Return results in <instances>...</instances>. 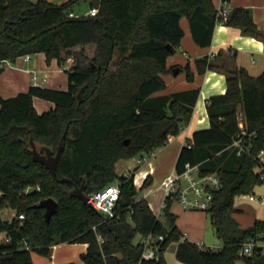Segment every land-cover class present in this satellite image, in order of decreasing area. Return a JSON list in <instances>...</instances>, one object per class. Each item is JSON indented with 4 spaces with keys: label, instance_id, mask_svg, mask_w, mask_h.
<instances>
[{
    "label": "trees",
    "instance_id": "trees-1",
    "mask_svg": "<svg viewBox=\"0 0 264 264\" xmlns=\"http://www.w3.org/2000/svg\"><path fill=\"white\" fill-rule=\"evenodd\" d=\"M77 1L0 0V61L44 53L47 63L55 59L62 66L73 57L65 70L67 90L31 85L15 96H0V264H33V252L51 256L61 243H87L81 255L87 264H168L165 251L175 240L176 257L185 264H264V252L239 255L246 242H264V219L243 228L233 217L236 198L263 185L264 161L259 155L264 150V73L254 77L243 68L231 69L223 52L214 61L197 60L199 73H226L227 91L207 100L211 128L193 134L188 141L192 146L181 149L175 169L199 163L203 173L215 172L222 178L224 186L215 192L208 211L221 248L182 240L177 215L171 211L173 201L167 200L164 219L159 218L148 200L138 197L134 174L120 176L116 168L121 159L165 146L191 122L199 89L158 93L167 85L163 75L171 70L168 58L184 37L183 17L194 41L211 46L219 20L214 1L89 0L91 8H99L97 15L71 17L69 8ZM230 13L225 24L264 40L249 8ZM186 69L193 80L194 72L189 65ZM35 97L54 107L39 113ZM68 125L54 177L33 160L31 138L39 152L51 149L55 154ZM243 130L253 136L243 135L246 147L238 154L233 142ZM117 180L123 186L115 218L104 220L91 204L72 195L76 186L85 185L89 196ZM152 182L147 176L141 188ZM49 197L59 205L47 221L45 209L35 205ZM6 208L16 212L11 222L2 218ZM20 213L25 220L18 218ZM151 233L162 234L165 240L155 260L141 261L144 247L135 244V237Z\"/></svg>",
    "mask_w": 264,
    "mask_h": 264
},
{
    "label": "crops",
    "instance_id": "crops-1",
    "mask_svg": "<svg viewBox=\"0 0 264 264\" xmlns=\"http://www.w3.org/2000/svg\"><path fill=\"white\" fill-rule=\"evenodd\" d=\"M48 1L54 4H63L68 0ZM213 1L217 10L221 9L222 7H226L230 11L235 8H249L252 11L256 25L264 33V0H229L227 2H223L222 0ZM184 18L187 20V22L184 20ZM181 25L182 28H184V37L181 41V45H179L178 47L184 48L183 53L182 56L174 53L168 58L169 61H167V67L171 70L163 75V78L167 84L166 90L164 92H159L158 95L173 94L175 92L191 89H199L200 95L194 106L195 111L191 122L188 125L184 126L181 132L176 137H174L172 141L166 143L165 147H168L167 145H169V143L170 145H173L168 150V153L174 154L175 156H177V159L181 149L187 144V142L192 138L193 134L196 131L211 128V123L207 111V100L212 96L225 94L227 91L226 73L219 70H207L205 73H199L197 66L198 59L209 57L211 61H214L217 60L216 58L218 54L220 52H223L224 59L227 62L228 67H230L231 69L243 68L251 76L254 77H258L264 73V40L244 34L243 30L239 27L218 23L214 28L215 30L211 46L203 47L198 45L194 41L190 29V24L186 17H183L181 19ZM187 52H192L191 54L193 55H190L189 57ZM36 56L38 57L36 58ZM19 59H23L21 61V66L11 68L8 67V64H6V66H4V71L0 73V96L4 98L15 96L20 92H24L30 89L31 85L33 84L32 77L34 71L37 75L39 73L43 74L44 78L42 77V79L39 80L43 85H46V87L47 85L52 86V84H54L53 80L50 79V73L58 74L62 72L60 65L55 59H53L50 63H47L46 56L44 53L33 54L30 56V60L28 61H26L23 57H19ZM177 65L180 66V71H183V68L189 65L191 71L194 72L195 78L193 80H189L186 76L180 81L176 80L174 76H171V78L167 77L170 74H178L175 73L173 70L174 67H176ZM49 79L52 83L47 84L49 83ZM38 98L40 97L34 98V104H36L35 107L37 111L39 113H43L41 111L42 109H38ZM40 103L42 104V102ZM53 107L54 104L51 108ZM162 148L163 147L155 150L152 156L155 157L157 151L161 150ZM153 159L155 158L152 157L147 161V166H138L137 168H135L137 169L135 173L139 174V181H142L143 179L146 180L147 176L150 175L152 180L155 182L157 168H155L153 164ZM176 163L177 160L175 162V165H173L171 168L163 170V172L161 173L162 175L159 176L160 182L167 174H169L176 168ZM159 184L157 188L159 187ZM160 192L161 196L157 200V205H154L146 197H144L148 200L150 206L152 205V210L155 212V214L159 213V218L163 216L164 210L163 208L161 209V211H159V209L161 208V202L163 200V191L160 190ZM255 193L264 194V185L260 186ZM238 198L241 201L254 202L247 198H242L240 196ZM175 203L176 202L172 203V207ZM257 204L260 206V208H253L254 210L251 211V213L254 214V217L256 218L255 220L264 219V204ZM172 207L171 211L178 217L179 212L173 211ZM179 208L185 210V208H182L180 205ZM235 208L237 211L234 212V218L237 220L235 213L238 211H244L246 207L236 206ZM258 213L260 215H258ZM240 226H242L243 228H247L248 226H251V224L247 226H243L240 224ZM183 234L185 235V232ZM186 234L187 237H183L182 240L186 238L191 241H194L193 239H191V237H189L190 233ZM140 236L141 235H137L135 237V243H138L139 240H141ZM202 238L203 239H200L202 241L194 242H203L204 244L208 245L207 242H210V238L206 234L202 235ZM208 246H211L214 249H219L222 247V243H218L216 245L211 244ZM87 249V243H61L53 247L51 256H45L41 254L35 256L34 253L37 252H33V264H67L71 262L77 264H87L81 258V255L85 253ZM171 264L185 263H182L177 259L175 261H172Z\"/></svg>",
    "mask_w": 264,
    "mask_h": 264
},
{
    "label": "built area",
    "instance_id": "built-area-1",
    "mask_svg": "<svg viewBox=\"0 0 264 264\" xmlns=\"http://www.w3.org/2000/svg\"><path fill=\"white\" fill-rule=\"evenodd\" d=\"M226 2L225 0H222ZM99 11L98 7H92L87 16L97 15ZM230 10L226 7H222L218 10L219 20L218 23L225 24L224 22L227 21L229 17ZM71 17H76L73 13L70 14ZM217 23V24H218ZM31 55L22 56L26 61L30 60ZM10 60H2L0 61V68H4L6 64L9 63ZM73 62V57H70L68 61L61 66L62 70H67L70 68ZM33 84L37 86H43L41 84L38 75L34 72L32 77ZM241 128L243 127V123H240ZM243 135H248L252 138V134H247L246 131H242L241 134H238V138L235 139L233 142V146L238 148V154H240L246 147L243 143ZM188 147L192 146V143L187 142L186 144ZM153 152L150 154H143V159L139 160H148L152 156ZM264 150L259 155L260 159L263 161ZM128 177V175H123ZM134 183L135 186L141 187L145 181H139V174L134 173ZM263 185H264V174L262 175ZM223 180L218 173H203L200 169V165L198 164H191L186 163L184 169L182 171H177L174 169L172 172L167 174L160 183V190L163 191V200L161 202V209L165 208L166 202L168 199L171 201L178 203L182 208L186 210H200V211H209L213 206V201L215 197V192L221 189L223 185ZM123 186V181L117 180L111 185L105 187L102 190L93 192L88 196L89 203L99 211L103 216L104 220H109L118 216L117 206L118 201L121 195V190ZM40 190V187H37ZM29 191V189H27ZM3 192L0 190V197L2 196ZM242 198H247L251 201L264 204V194H244L241 195ZM152 207V205H151ZM157 216L159 213L156 214ZM159 217V216H158ZM18 218L23 221L25 220V214L20 213L18 214ZM95 228V227H94ZM140 235V234H139ZM185 237V235H184ZM104 239L101 235L99 236V241L104 242ZM138 243L135 244H142L143 245V253L141 261H152L158 257V251L160 249L161 243L165 240V236L155 235L153 233L149 234L148 236H140ZM200 247L205 248H212L204 244L203 242H196ZM26 248L29 249V246L26 244ZM264 252V242L260 241H248L246 242L243 247L241 248L239 255L241 257H251L259 253Z\"/></svg>",
    "mask_w": 264,
    "mask_h": 264
},
{
    "label": "rangeland",
    "instance_id": "rangeland-1",
    "mask_svg": "<svg viewBox=\"0 0 264 264\" xmlns=\"http://www.w3.org/2000/svg\"><path fill=\"white\" fill-rule=\"evenodd\" d=\"M90 9H91V4L89 0L88 1L78 0L77 2L74 3V5L71 6V8H69V12H73L77 17H79V16L87 15ZM184 20L187 22L185 18ZM183 49L184 48L182 47H178L176 48L175 53L182 56ZM191 53L192 52H187L189 57L190 55H193ZM88 54L93 55V48L88 49ZM38 56H36V58ZM22 60L23 59H19V58H17L15 61L10 60L8 63V67L16 68L17 66H21ZM179 67L180 66L177 65L176 67H174V69L179 68ZM171 76L172 77L174 76L176 80L181 81L182 78H185L187 76L186 67L183 68V71H179L177 75L170 74L167 77L171 78ZM38 77H40L39 79H42V77L44 78L42 73H39ZM50 79L53 80L54 84H52V86L47 85V87L67 90L68 73L66 71L62 70V72L58 74L50 73ZM50 79H49V83L47 84L52 83L50 82ZM43 86H46V85H43ZM165 90L166 88L162 92H164ZM40 102H42L43 105ZM37 103H38L37 104L38 109H42L41 110L42 112L49 110L53 106V102L46 100V99H42V98H38ZM165 146H163L161 150L157 151L155 157L149 156L150 158L152 157L155 158L153 159V164L155 168H157L155 182L153 181L149 187H145V188L138 187V190H139L138 197L139 198L146 197L154 205L158 204L157 200L161 196L160 194L161 192L159 190V187H160L159 183H161L159 176L162 175L161 173L163 172V170L167 168H171L173 165H175V162L177 160V156H175L172 153H168V150L173 145H170L169 143V145H167L168 147H165ZM143 158L144 157H142V155H136L131 158L119 160L116 163L117 172L119 173L120 176H123L126 174L128 175V177H130L132 174L136 172L137 169L135 168H137L138 166H141V167H144L145 165L147 166V161L150 158L148 160H142L138 163V161ZM158 184H159V187L157 188ZM235 205L238 207L239 206L246 207L244 211H238L235 213L238 222L243 226H247L249 224L253 225L256 218L254 217V214L251 213V211H253L255 208H260V206L255 202L241 201L239 198H236ZM172 210L179 212V216L177 217L176 222L178 224L179 229L183 233L185 232V236L187 235L186 233L188 234L190 233L191 236L189 234V237H191V239H193L194 241H202L200 240V239H203L202 235L206 234L210 238V242H207L208 245H211V244L216 245L218 243H223L216 235L215 227L211 222V217H210L209 212L200 211V210H186V209L183 210L179 208L178 203H175L173 205ZM1 215L5 221L11 222L16 216V212L15 210L11 208H6L5 210L1 212ZM258 215L260 214L258 213ZM233 217H234V213H233ZM161 219H164V217L162 216ZM177 245H178L177 240L172 241L165 251V259L168 262V264H171L172 261H175L178 258L176 257ZM34 255L38 256L39 254L34 253Z\"/></svg>",
    "mask_w": 264,
    "mask_h": 264
},
{
    "label": "water",
    "instance_id": "water-1",
    "mask_svg": "<svg viewBox=\"0 0 264 264\" xmlns=\"http://www.w3.org/2000/svg\"><path fill=\"white\" fill-rule=\"evenodd\" d=\"M169 47L172 48L171 45H169ZM179 71H180V68L174 69L175 73H178ZM83 93H84V87L81 88V90L78 93V97H79L80 102L82 101ZM68 131H69V125L66 127V129L62 135V139L60 140L58 149H57L55 154L51 149H46L45 153L39 152L37 147H36V143L34 142L33 138H31L33 160L40 162L47 169L51 170V173L54 177L57 176V171H56L57 164H58V162L61 158L62 152L65 148L64 141H65V139H67L66 137H67ZM125 143L128 144L129 139L125 140ZM63 181H69L70 182L71 180L68 178H65V179H63ZM84 189H85V185L84 186L82 185L81 187L76 186L72 191V195L75 197H79L85 203L90 204L88 201V196L85 194ZM58 205L59 204H58V201L56 199L49 197V198H45V199L41 200L40 202H38L35 205V207L44 208L45 209V218L47 219V221H50L52 216L57 213Z\"/></svg>",
    "mask_w": 264,
    "mask_h": 264
}]
</instances>
